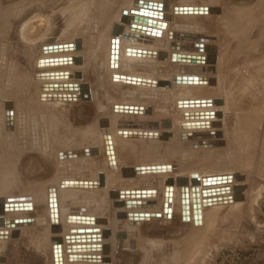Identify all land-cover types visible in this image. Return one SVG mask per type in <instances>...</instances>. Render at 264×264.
Wrapping results in <instances>:
<instances>
[{"label": "bare ground", "instance_id": "6f19581e", "mask_svg": "<svg viewBox=\"0 0 264 264\" xmlns=\"http://www.w3.org/2000/svg\"><path fill=\"white\" fill-rule=\"evenodd\" d=\"M122 1L90 0L91 9L87 6L88 2L73 0L70 5L67 4L69 9L67 8L66 11L70 10V12L66 17V19L69 17L67 21L65 19L64 30L68 39L78 38L77 54L75 44L72 50L47 52L45 55L36 54L34 59L30 54L29 59H33L31 71L11 63L7 77L11 93L5 96L2 94L0 99V225L2 224L0 251L9 240V234L12 233L11 236L20 239L30 232L29 242L45 255L47 264H54L53 240L57 238L61 239L56 242L60 244L61 264H114L118 255L123 254L125 250L121 248L126 246L130 248L131 238L128 235L131 234L132 227L146 221H154L158 214L160 220L169 215L170 218L179 217L181 223L189 222L194 231L205 233L212 225L215 212L220 206L215 203L204 205L200 203V207L194 210L191 189L197 188L201 192L203 189L229 188V191L215 192L213 195L205 194L204 197L199 195V202L202 198L229 197L230 202L240 203L246 198L250 200L251 195H254L251 191L249 195L247 188L245 189L249 180L247 176L242 175L246 174L245 170L238 171L242 173L240 175L243 176V180H241L240 177L239 179L235 177L236 174L230 170V166L223 164L193 165L195 167L190 168L183 166L181 162V165H178L172 161L178 155L177 147H181L180 135L212 132L213 135L221 133L222 143L230 148L239 147L238 153L241 156L237 155L229 161L232 167L235 166L233 168H238L241 163H244V167H251L250 162L253 159H250L252 154L249 153L250 143L254 142L252 148H255L257 145L255 143H259L257 140L260 138H257L256 132L260 125L258 123L261 109L254 105L260 106L263 100L259 99V102V97L257 98L255 93L258 103L251 106L252 101L256 100L252 96V89L256 86H251L252 88L249 89L251 91L246 93L244 86L249 75L245 74L247 62L244 57L240 60L241 63L235 61H239L238 55L243 47L248 48L253 46L250 45L253 41L257 42L253 40L250 43L245 40L252 28L258 27L259 33H264L262 4L258 2L249 7L247 5L220 7L219 0H178L176 4H172L171 0H125L126 4ZM32 3L33 0H16L7 6H0V24H7L14 11L25 10L26 6H29L27 11H34L33 8L36 6ZM184 7L206 8L207 11L185 13L177 10ZM140 9L150 13L146 19H149L151 24L138 21L139 16L143 17L138 12ZM90 11H93L91 12L93 18H89L91 24L88 23L90 21L86 22L87 19L84 20L86 16H91L87 14ZM134 14L137 16L136 20H132ZM35 15L36 13L29 20ZM185 23L192 26H185ZM22 24V30L19 29L21 39L30 41L26 33L27 26ZM195 24L199 27L193 26ZM198 33L204 34L199 36ZM115 39L117 43L112 44V40ZM259 39L261 40L260 37ZM244 41L250 46L245 45ZM176 43L178 46L174 45ZM194 44H197L198 48H195ZM130 50L150 52L153 55H132ZM4 54L6 56V52ZM75 54L81 57L78 63L45 66L39 61L38 68L35 67L34 62L37 57L52 59L75 57ZM172 54L199 56L200 59L194 62L182 61L173 58ZM94 57L101 60L98 67L90 61ZM252 59L254 62L255 59ZM261 62L259 65L262 64ZM91 63L94 66L92 69ZM255 64L258 65V63L250 64L251 68L253 66L255 68ZM250 69L249 71L254 73L252 72L254 70ZM255 70L260 71V69ZM86 71L89 78L93 79L92 82L86 79ZM55 72H66V76H49L50 73ZM251 75L248 78H252L254 74ZM255 76H258L259 80L262 79L259 74ZM194 77L200 81H194ZM39 78L45 80L41 81ZM59 78L63 79L59 80ZM262 81L264 82L263 79ZM64 84H70L73 89L64 91L49 88ZM83 85L86 86L87 92L83 89ZM30 87L34 90H29ZM109 88L115 91L114 97L110 95ZM256 88L254 90L258 92ZM42 94L44 98L41 97ZM49 94H60V96L64 94V98H49ZM80 98L94 102L95 129L91 127L93 123L77 131L71 129L74 133L70 138L69 126H63L64 121L57 118L60 117L57 114L56 117L53 116L54 120L45 121V128L37 126L44 140L46 138L45 145L52 149L54 158L50 163L54 167V175L44 189H40L38 181L37 183L31 181L35 184L28 182L22 190L19 187L21 192L16 203H10V199L14 197L13 188L19 182L15 171L22 150L25 149L23 145L25 147L29 145L26 137L30 114L43 120L47 119L46 116L51 118V108L77 104L81 102ZM6 100L9 105L6 108L8 113L4 117L3 101ZM189 101L192 103L189 104ZM206 101H209L207 102L209 104ZM131 107L141 109L134 114L129 110ZM166 107L173 109V112ZM206 111L213 112V115L200 116L201 112ZM185 113L188 116L185 117ZM53 114L55 115V112ZM58 114L60 115L59 112ZM226 118L229 124L226 123ZM186 122L194 124L198 122V126H183L182 124ZM22 124L26 133L23 138H21ZM59 126L63 129L61 132L57 128ZM133 132L137 136L132 135ZM103 133L107 134L108 140L102 137ZM138 133L142 136H138ZM76 136L77 139L80 136L81 140L77 141ZM49 137L51 138L48 139ZM47 139L49 141L52 139L51 144H48ZM5 143H8V146ZM106 145L112 158L109 156L108 159L107 155L105 156ZM214 154L218 157L221 153ZM258 154H256V163L261 157ZM131 163L132 165H129ZM256 163L253 164L257 165ZM257 172L261 171L258 169ZM206 176H231V179L219 184L203 186L201 179ZM78 181L82 183L86 181V184L78 185ZM88 182H95V185L89 186ZM146 183L149 185L141 187ZM237 185L243 187L238 189L235 187ZM169 186H171L170 202L167 205L168 210L165 209L167 212H164L165 187ZM121 191L127 192L128 195H121L119 193ZM186 201L188 208L184 207ZM40 204L41 212L35 219L28 220L29 222L24 224L3 225L5 221L14 222L28 218V214L34 216ZM182 208L187 209L184 215L188 220L182 219ZM78 215L88 221L77 224L75 219L71 220L72 216ZM78 229H96L97 232L91 234L98 233L99 238L84 244H99L100 248L89 252H77L76 249H72V246L78 243L71 242L69 236L76 234L71 230ZM130 236L136 237L133 234ZM195 242L197 244V241ZM136 245L135 243V247H138ZM194 246L198 248L199 245ZM71 253L98 256L99 259H73ZM147 253L143 251L144 256H147ZM0 264H4L1 254Z\"/></svg>", "mask_w": 264, "mask_h": 264}, {"label": "rangeland", "instance_id": "374dc122", "mask_svg": "<svg viewBox=\"0 0 264 264\" xmlns=\"http://www.w3.org/2000/svg\"><path fill=\"white\" fill-rule=\"evenodd\" d=\"M15 1L16 0H0V6L1 7L7 6L8 4L15 2ZM33 1L34 3L32 4L36 6L35 8H33L35 9L34 11L33 10L27 11L29 9V6H26L25 10L23 9L21 11H14L11 17L9 18V21L7 24L6 23L5 25L0 24V26L2 27V28L0 27V31L2 34V35L0 34V64L3 66L2 68V66L0 65L1 67L0 74L2 75V76L0 75L1 77L0 78L1 80L0 81L1 82L0 83L1 84L0 85V94H1L0 99L2 98V94H4L3 96H5L6 94L11 93V91H9L10 86L8 84V79H7V77L9 76L8 72H9L11 63L12 64L14 63L15 65L19 66V68L28 69L29 71H31L30 69H32L33 59L35 55L36 54H40V55L47 54V52H44L42 49L44 46L63 45V44L74 45L75 44V47H76L75 53L78 50L76 46V44L78 43V38L74 37V38L68 39L66 36L67 33L64 30L65 24H66L65 22L69 18L68 17L66 19V17L69 16L68 12H70V10L68 11L66 10L67 8L69 9L68 5H70V3L73 2V0L72 1H69V0H33ZM123 1H124V4H126L127 1L125 0ZM177 1L178 0H171V3L176 4ZM219 1L220 2L218 3V5L220 7L221 5L222 7L223 6L242 7V5H245L243 7H246V5L247 7H249V5L253 6L257 4L258 2H260L262 4V7L264 8V0H232L234 3L231 0H219ZM84 2H88L87 6L91 7L92 9V6L91 5L89 6L90 0H84ZM176 7L177 5H175V8ZM91 12L93 13V11H90L87 14L92 16L93 14ZM34 13H36L35 15L36 18L34 17L35 19L32 18L29 20V18L32 17ZM91 16H86V18L84 19V20L87 19L86 22L90 21L88 22L89 24H91L90 19L93 18V16L92 17ZM26 21L27 23H25ZM22 23L26 24L27 26L26 33H27V36L30 37L28 38L30 41H23L21 39L20 30H22L23 28ZM184 25L192 26V24H186V23ZM193 26L199 27L197 24ZM186 30H191V29H186ZM262 33L263 32L259 33L258 27L252 28L250 33H248V35L246 36L245 40L250 43L253 40L255 41L257 40L258 43L257 42L254 43L253 41L251 44L249 43L250 45H253V46H250L244 41L245 45L250 46L248 47L250 48V50H248V48L244 45L245 48L247 49L245 51V48L243 47L244 51L242 50V52H240V54L238 55L239 61H235V63L236 62L241 63L240 60L242 59V57H244V60H246L247 65H249V66L246 65V72H245L246 76L247 74H249L248 76H250V74L252 75L254 74L253 75L254 77L255 75L259 74V77L260 78L262 77V79L264 80V77H263L264 76V69H263L264 68L263 66L264 65L263 64L264 63L263 62L264 61V56H263L264 55L263 54L264 53V33L263 35ZM201 34H204V33H200V34L198 33L199 36ZM257 37L258 39L260 37L261 40L260 39L258 40ZM159 38L160 37H158L157 39L159 40ZM174 45L176 46V44ZM253 47H255L256 50ZM5 52H6L7 57L4 54ZM32 55L34 56L32 57ZM29 56L33 59H29L30 58ZM257 56L261 58H258ZM256 57L258 58V60ZM95 58L96 57L92 58L90 61L94 63L95 67H98L99 62L101 60H98L97 58L96 59ZM252 58L254 59L256 58L254 62ZM43 60L44 59H41V57H37L34 62L36 63L35 67L38 68L37 65L39 61H43ZM251 62L258 63V65L261 62L262 64L259 66L255 64V68L254 66L253 68H251L252 67L250 66V64H252ZM92 67L94 66H92V63H91V69ZM247 68L249 69L251 68L250 69L251 71L253 69L254 71L252 72L254 73H251L249 69L247 70ZM255 69H260L261 72L260 71L258 72V70H255ZM261 69H263V71ZM256 71L258 73H256ZM40 74L42 73H39V75ZM86 75H87L86 79L92 82L93 79L89 78L88 73ZM248 76L247 78L245 77L246 83L244 86V90L246 89L247 91L246 93L248 94L251 91V90L249 91V89H251L253 86H256L258 88L257 90L258 92L254 90L256 87L255 88L253 87L252 91L254 93L252 92L253 94L252 96L254 98L259 97L258 100L262 99L264 101V98H263L264 96H262L264 95V91H263L264 82L262 81V79L259 80L258 76L254 77L255 79L257 77L256 80L253 79V77L248 78ZM39 79L41 81L45 80L44 78H39ZM61 79L63 78H59V80ZM251 79L254 80L255 83L254 82L252 83ZM261 85H262V89H261ZM31 89L34 90L33 87H30L29 90ZM62 89L64 91H70L73 88L71 87V88H66V89L62 88ZM83 89L85 90L86 86L83 85ZM260 89L261 91H259ZM108 90H110V95L112 96L116 95L115 91H113L112 89L109 88ZM85 91L87 92V90ZM260 96L262 98H260ZM257 98L256 100L254 99L255 101H252L251 103L252 107L255 103L256 104L258 103ZM80 101L81 102H78L77 104H74V105L72 104L70 106L63 105V107L57 106V107L51 108L50 109L52 113L50 114L51 118L46 116L47 119H44V120L38 119L36 116L33 117V115L30 114L28 118V127H29V130L27 131L28 136L26 137V142H29L28 143L29 145H27L26 147L23 145L25 149L22 150V155L20 157V160L18 161V166L15 171L17 173V176H18L17 179H19V182L17 183L18 185L16 184L13 188L12 193L14 194V197L10 199V203L11 202L13 204L16 203L17 197L19 196V193L21 192L19 187L22 190L24 187L27 186L28 182H30L29 184H35L37 183L36 181H38L39 183L38 185L40 186V189L41 188L44 189L45 186L48 184V181L50 180V178L54 175V167L50 163L54 158L52 154V149L45 145L46 138L44 140V138L40 134V130L37 129V126H41L42 128H45L46 127L45 121H49V120L52 121L54 120L53 116L56 117L57 115L60 116L57 118L64 121L62 122L63 126L65 127L69 126L68 129L70 130L68 132L72 133V134L67 133L69 137L70 135H73L74 131L85 128L87 124L90 126L91 123H93L91 127L95 126L94 121H95L96 112L94 111L95 110L94 102L92 103V101L85 100L84 98L83 99L80 98ZM263 101L260 102L259 100V102L262 103L261 104L262 106L264 105ZM6 103L8 104L7 100L3 101L4 108H5L4 117L6 116V113L8 112V110L6 109L8 108V106H6ZM261 105L260 106L254 105V106H258L259 108L258 107L257 108L259 110L261 109V111H259L261 113V114L259 113V116L261 115L263 116V118L261 116L259 117L260 122L258 121L259 122L258 124L260 125H258V127H261L263 130L257 127L256 136L257 138L258 137L260 138L257 140L259 143H255V145L257 144L255 148H252L254 147L253 146L254 142L250 143V148L252 149V150L250 149V152H249V153H252L251 154L252 158L250 157V159L251 160L253 159L254 161V162L253 161L250 162L251 167L249 168L244 167V163H241L238 168H233L235 166L232 167V164L229 161H231L233 158H236L237 155L241 156V154L238 153V151L240 150L239 147H236V149L230 148L226 144L222 143V139L220 136L221 133L219 135H213L212 132L194 133L195 135L199 134V136H190V137L187 136V134L180 135L179 137L181 138V140L179 137L178 139L180 140L179 142L181 144V147L180 148L177 147L178 155L175 158V160L172 161L174 164H178V165H181L180 164L181 162L183 166L184 165L187 167L190 166V168L193 165L205 166V165L223 164L226 166H230V170H232L234 174H242L241 172H238V171L245 170L246 174L243 173L242 175L247 176V178L249 179L247 181L248 185L247 184L245 185V189L247 188L249 195H250L249 191H251V194H254V195H251V198L247 194V197H249L250 200L246 198L244 199V201L240 203H232L229 200H226V202H215V205H219L220 207L217 210V212H215L216 216L214 215L213 217L212 225L209 227L208 230L205 231V233L203 231L202 232L194 231L193 228H191V225H189L190 224L189 222L181 223L179 221L180 220L179 217L170 218V215H169V217L167 218L162 217L163 219L160 220L159 218L160 214H158L157 219L155 218L156 220L151 221V222L146 221L144 223H140L139 225H136L137 227L136 226L132 227V231L130 232L131 233L130 235L133 234V236L134 237L136 236V237L132 238V236L128 235L131 238L129 240L130 248L128 246H126V248L124 247L121 248L125 250L124 251L121 250L123 251V254L118 255V258L115 260L114 264H173V263L174 264H184L185 262H186L185 264H264V172H263L264 171V157H263L264 155L263 153L264 152V147H263L264 146V128H263L264 127L263 126L264 125V115H262L264 114V108H263L264 106L262 107ZM0 108H1V102H0ZM166 108L169 111L171 110L173 112V109L168 108V107ZM44 109L48 110L47 108H44ZM53 112H55V115L53 114ZM58 112L60 113V115L58 114ZM149 113H150V110L148 114ZM134 114H137V112H134ZM226 123L229 124L227 118H226ZM21 128H22L21 138H23L25 137V134H26L24 133L25 127L23 124L21 125ZM57 128L60 132L63 130L61 126ZM71 129L74 131L72 132ZM104 136H107V134L103 133L102 137ZM78 137H79L78 139H77V136L75 137L76 140L77 141L81 140V137L80 136ZM50 138L51 137H49L48 139ZM48 139H47V142L49 141ZM51 141L52 139L49 141L50 143L48 142V144H51ZM202 141L206 142V144H199ZM5 144L8 146V143H5ZM214 153H221V154L220 156L217 157V155H215ZM257 153L261 154V155L258 154V156L259 157L261 156V157L258 158L260 160L256 163L255 161L257 160L256 159ZM59 154L61 155V153ZM206 156H209V157H206ZM176 161H179V162H176ZM183 161L185 164L183 163ZM253 163H256L257 165ZM129 165H132V163ZM252 165H254L253 166L254 169H252ZM258 165L260 167H257ZM256 169L257 170L259 169V171L263 172V175H261L262 174L261 172H257ZM208 177L211 178V177H217V176H206L204 178H208ZM31 181H35V183L33 182L31 183ZM149 183H146L142 185L141 187L148 186ZM17 186L18 188L16 189ZM260 187H261V190H260ZM142 190L143 189H141V191ZM100 195H102V193ZM40 212H41V204L39 205V209L37 210V213L34 216H31L28 214L27 216L28 218H25V219L33 220L37 217V215ZM134 230L136 234L134 233ZM5 232L7 233V231ZM9 235H10L9 240L3 245V248L0 251L1 258L4 264H47L45 255L39 250H37L35 245L29 242L30 232H27L26 234H24L22 238L20 239H17L16 236H11L12 233ZM137 240L138 242H136ZM195 241H197V244L199 245L198 248L197 246L193 247V245H197ZM135 243L137 244L136 246H138L139 248L135 247ZM143 251L148 252L147 256L143 255ZM172 260L174 261L177 260L176 261L177 263Z\"/></svg>", "mask_w": 264, "mask_h": 264}, {"label": "water", "instance_id": "95a60500", "mask_svg": "<svg viewBox=\"0 0 264 264\" xmlns=\"http://www.w3.org/2000/svg\"><path fill=\"white\" fill-rule=\"evenodd\" d=\"M177 10L179 12H185V13L186 12L187 13H192V12H195L196 13V12H201V11H207L206 8H195V7L194 8H191V7H188V8H185V7L184 8H177ZM138 12H139L140 15H143V17H144L143 18V17L139 16L138 18H140V19H138V21H142L145 24H151L150 23V20L149 19H146V16H150V13H147L146 11H143L141 9ZM133 13H135V12H133ZM136 18H137V16L134 14V19H132V20H136ZM142 18H143V20H141ZM152 24H153V22H152ZM132 26H134V25H132ZM163 26H165V25H163ZM113 43L116 44L117 43V39L112 40V44ZM176 45H177V43H176ZM185 45H187V44H185ZM182 46L183 45H181V47ZM186 47L188 48V45ZM194 47L195 48H198V45L197 44H194ZM73 48H74V46L72 44H63V45L44 46L42 49H43L44 52H61V51H64V50L65 51L66 50H72ZM130 51H131L130 54L137 55V56H140V54H143V55H146V56L153 55L150 52H139V50H130ZM114 52L116 53V50ZM172 57L173 58H177V59H181L182 61H190L191 60L192 62H194V60H199L200 59L199 56H189V55L184 56V55H180V54H176V55L175 54H172ZM114 59H115V55L113 57V60ZM80 60H81V57L80 56H75V57H59V58H52V59H44L43 61H40V62H41V64H44L45 66H57V65H62V64L64 65V64H68V63H72L73 64L74 62H77V61H80ZM114 65H115V62H114ZM65 73L66 72H63V73L62 72H55L54 74L53 73H50L49 76H66ZM193 80L194 81H196V80L197 81H200V80L196 79L195 77L193 78ZM165 82L167 83V81H165ZM70 87H71L70 84H64L62 86L61 85H58V86L53 85V87L52 86H49L50 90H62V88H65L66 89V88H70ZM41 97L44 98L45 96L42 94ZM48 97L49 98L51 97L53 99L61 98V97L64 98V94H62L61 96H60V94H51V95L49 94ZM201 102L203 103V101H201ZM207 102H209V101H206V103ZM191 103H192V101H189V104H191ZM178 104H180V103L178 102ZM207 104H209V103H207ZM6 106H8L7 103H6ZM120 109H121V107H120ZM140 109H141L140 107L139 108H137V107H131L129 110H132L133 112H138ZM184 115H185V117L188 116L187 113H185ZM212 115H213V112H207L206 111V112H201L200 113V116H207L208 117V116H212ZM182 125L183 126L185 125L187 127L188 126H198V122H196V124H194L192 122L191 123L190 122H186V123H184ZM132 135L137 136L136 133H134V132H133ZM138 136H142V135L140 133H138ZM187 136H189V137L190 136H199V134L195 135L193 133L191 135V134L187 133ZM104 138L106 140L109 139L108 136H104ZM199 144H206V142L202 141ZM108 150H109L108 149V146L106 145V155H107V157L109 159V156L111 157V155L108 152ZM235 177L238 178V179L240 177V179L243 180V176H241L240 174H236ZM230 179H231V176H217V177H211V178H209V177L208 178H202L201 181H202L203 186H208V185H213V184H217V183L219 184L220 182L230 181ZM85 184H86V181H84L83 183H82V181H78V185H85ZM87 184L89 186H91V185H95V182H88ZM199 184L200 183H198V186H199ZM235 187L238 188V189H241L243 186L237 185ZM170 190H171V186L165 187V193H164V196H165L164 207L165 208H164V212H167V210H168L167 205L170 202V196H171ZM227 190L229 191V188L228 187H225V188H223V187L222 188H215V189H207V190H204L203 189V190H201V192H199V190L197 188L191 189L190 192H191V196H192V208L194 210L196 208L198 209V207H200V203L204 205V204H211V203H215V202H226V200H230L229 197L227 199H225V198L224 199L223 198L220 199L219 197L218 198H214L213 197V198H207V199L202 198V200L199 202V195H201L202 197H204L205 194L213 195V194H215V192L216 193H219V192H223V191H227ZM180 191L181 192L183 191L182 190V186H180ZM119 193H121V195H128V194H126L127 192H122L121 191ZM187 202L188 201H186V204L184 205L185 208H188ZM165 209H167V210H165ZM186 210L187 209L183 210V208H182V214H183L182 215V219L188 220V217L184 215V213L186 212ZM74 219H75V221H77L76 222L77 224H83V221H88L86 218L84 220V217L83 216H79V215L78 216H72L71 217V220H74ZM27 221H28V219L15 220L14 222L13 221H9V222L5 221L3 223V225L13 226V225H16V224H21V223L24 224ZM0 226H2V224ZM71 232H73V233L75 232L76 233L75 235H70L69 236V240L71 242L78 243V244L72 246V249H76L77 252H89L90 250H94V249H99L100 248L99 247V244H84V242H90V241L93 242V241H95L96 238H99V234L98 233H96V234L95 233H92L91 234V232H97L96 229L95 230H91V229H85V230L78 229V230H71ZM59 241H61L60 238H57V239H54L53 240V242H54V244H53L54 264H61L60 244H57L56 243V242H59ZM79 242H83V243H80L79 244ZM70 255H71V258H73V259H99L98 256H93V255L90 256L88 254L87 255H85V254L81 255V254H76V253L72 254L71 253Z\"/></svg>", "mask_w": 264, "mask_h": 264}]
</instances>
